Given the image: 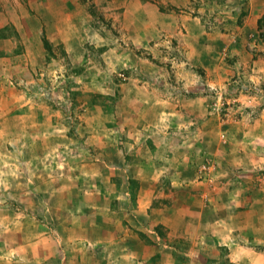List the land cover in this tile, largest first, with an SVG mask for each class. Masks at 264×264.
Segmentation results:
<instances>
[{"label":"rangeland","instance_id":"1","mask_svg":"<svg viewBox=\"0 0 264 264\" xmlns=\"http://www.w3.org/2000/svg\"><path fill=\"white\" fill-rule=\"evenodd\" d=\"M249 4L0 0V23L20 17L49 56L18 96L37 112L20 119L16 100L0 128V264H251L264 0Z\"/></svg>","mask_w":264,"mask_h":264},{"label":"crops","instance_id":"2","mask_svg":"<svg viewBox=\"0 0 264 264\" xmlns=\"http://www.w3.org/2000/svg\"><path fill=\"white\" fill-rule=\"evenodd\" d=\"M252 1H254V3H252ZM258 1L259 0H249V3L255 4ZM256 7H257L256 13L251 12L246 18L245 26L248 29L254 30L255 28L259 26L258 20L261 17L263 11L259 12V10H261L259 5L256 4ZM176 18L179 19V17H176ZM180 20L183 21V16H181ZM29 25L30 24L23 23L20 20V17H16V18L8 17L7 21H3L0 23V128H4L5 130L7 127H6L5 121L3 122V119L5 118L6 120V118H8V116L11 115V107L14 106L13 105L14 101L17 100V103L19 105L18 107H20L18 108L19 110L18 116L20 117V119H23L25 117L24 113L33 115L35 112H37L36 107H34V103L33 104L30 103V98L28 97V95H26L25 98H21V99L19 98L23 95V93L26 92L27 89L30 88V85L36 82L38 71L40 70V65L45 63L46 57H49V56H45L43 52L44 50L42 46V43H43L42 40H40L39 37L33 36V33L29 29L30 27ZM189 27L193 28L194 26L190 24L188 28ZM196 27L197 29H199L200 26L199 27L196 26ZM179 28H184V26L180 24ZM183 31H188V30L187 28H185ZM193 31L195 32V30ZM193 31L191 30V32ZM216 45H219V43ZM16 81L19 82L18 85L21 84V85H24V87L16 86L15 85ZM16 95L17 97L15 98V100H13L12 96H16ZM262 109L263 108L261 107L253 109L254 110V113H253L254 122L252 121L253 124H248V125L260 126L263 124V122L260 120L261 117H259L261 114L260 112H262ZM181 110L178 109L180 113H184V110L182 111ZM253 110L251 109L250 111H253ZM195 118L198 119L199 117L196 115ZM254 132H255L254 129L252 131H247V133L251 136L254 134ZM236 134L240 136V133H236ZM253 137H254L253 138L254 141H260V139L258 138V135H254ZM235 139L237 140L238 138H234V140ZM238 141L243 142L244 139L241 138ZM250 143H253V142H250ZM184 159L185 158H183V160ZM177 169L178 167L174 168L173 175L178 174L176 171ZM246 198H249V197L246 196ZM203 207L204 206H201V207L198 206L195 209L194 214L198 216L201 215L202 217L205 216V214L214 215L215 209H212L209 207L207 208H203ZM188 208H189V211L187 209L185 212L181 213L183 216L187 212L185 215L186 220L189 218L190 212H191V209H190L191 206H188ZM232 216H235V213ZM214 218L211 219L212 221L210 222V226H211L210 228L218 229L219 226H217L216 224L219 223V220L218 219L215 220ZM204 220L208 221V219L206 218L205 219L201 218V221H204ZM211 237L213 238V236ZM249 259H250L251 264H256L255 260L260 261L257 264H264V249L252 250V252H250L249 254Z\"/></svg>","mask_w":264,"mask_h":264}]
</instances>
